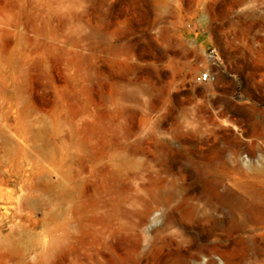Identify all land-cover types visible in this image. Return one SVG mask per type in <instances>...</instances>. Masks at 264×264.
Here are the masks:
<instances>
[{
    "label": "rangeland",
    "instance_id": "rangeland-1",
    "mask_svg": "<svg viewBox=\"0 0 264 264\" xmlns=\"http://www.w3.org/2000/svg\"><path fill=\"white\" fill-rule=\"evenodd\" d=\"M64 145L96 167L87 203L136 194L140 264H264V0H0V264L39 261L73 209ZM113 171L147 192L113 193Z\"/></svg>",
    "mask_w": 264,
    "mask_h": 264
},
{
    "label": "bare ground",
    "instance_id": "bare-ground-1",
    "mask_svg": "<svg viewBox=\"0 0 264 264\" xmlns=\"http://www.w3.org/2000/svg\"><path fill=\"white\" fill-rule=\"evenodd\" d=\"M172 139H167V141L171 142ZM170 146L180 148L181 145L177 147ZM78 151L79 148L75 147L70 152L67 145H64L61 153V178L65 184L69 182L73 186V190L76 189L77 191L73 209L69 214L63 211L62 220L57 231H42L37 234L42 238V246L45 247L48 244L39 261L24 262H28L27 264H52L53 258H56L59 264H140L139 250L136 248L134 255L129 257L124 254L122 246V239L130 236L141 237L144 229L145 234L150 236L149 227L146 229V222L135 219L137 211L135 201L132 199L136 198V194L124 200V204L115 201L110 203L106 199L108 191L104 187L100 188L99 191L94 189L93 193H90L92 201L87 203V200L84 199L85 193L81 192V188L79 190V186L90 175L93 176L96 167L91 169L88 176L81 177L76 168ZM235 160V155L230 156L231 163H234ZM112 173L115 183L112 187L113 193H120L124 187L133 189L140 196L147 192L144 181L134 180L138 173L134 172L132 174L120 171H113ZM139 176L143 179L144 174L139 173ZM228 185L231 219H233L235 180L229 179ZM171 224V221H167L165 225L158 228V235L164 233L163 236L158 238L162 242L169 239L177 246L182 245L181 249H187V246L183 245L186 243V229H173ZM47 238L49 239L47 240ZM215 255L217 254L212 252L210 255L205 256L207 257L206 262H214ZM24 262L21 264H24Z\"/></svg>",
    "mask_w": 264,
    "mask_h": 264
},
{
    "label": "built area",
    "instance_id": "built-area-1",
    "mask_svg": "<svg viewBox=\"0 0 264 264\" xmlns=\"http://www.w3.org/2000/svg\"><path fill=\"white\" fill-rule=\"evenodd\" d=\"M209 77L208 73H204L202 75H199V79L200 81H204Z\"/></svg>",
    "mask_w": 264,
    "mask_h": 264
}]
</instances>
